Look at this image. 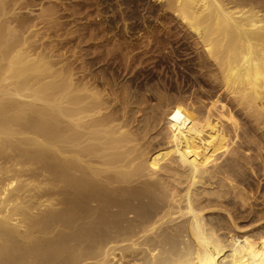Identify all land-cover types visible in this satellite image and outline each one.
<instances>
[{"label":"bare ground","instance_id":"6f19581e","mask_svg":"<svg viewBox=\"0 0 264 264\" xmlns=\"http://www.w3.org/2000/svg\"><path fill=\"white\" fill-rule=\"evenodd\" d=\"M116 1L123 21L140 9ZM27 2L0 0V264H264V0H155L205 80L188 97L163 85L141 120L140 88L79 77L34 31H62L56 6L33 25Z\"/></svg>","mask_w":264,"mask_h":264},{"label":"rangeland","instance_id":"374dc122","mask_svg":"<svg viewBox=\"0 0 264 264\" xmlns=\"http://www.w3.org/2000/svg\"><path fill=\"white\" fill-rule=\"evenodd\" d=\"M26 1H28L27 3L30 4V6H28L29 8L28 7L24 8L26 5L21 6V4H20L17 7L19 8V6H20V8L22 7V9L19 8L20 9L19 10L16 7L17 11H18L17 13H18V15H20L19 16L20 18L22 16V18H24V17H25V19L27 18L26 20L32 19L31 20L32 24L37 21L36 18H37V16L40 15L39 13L41 12L40 11L41 6L47 5L46 7H49L50 4L56 6V7L55 6L54 7L56 8L57 12L58 11L60 12V13L58 12L59 14L57 15V17L60 18V19L58 18L57 22L62 21L61 23H59L62 26L59 24L58 25H59V28L62 31H64L65 33L62 31L58 32L56 34V36H57L56 37L55 32H53L51 30L52 33H54L52 35L51 31L50 32L47 31V30H50L47 28L50 25L48 26L47 24L43 23L45 25L44 26L40 21L37 22L38 24L35 23V25L37 24V28H35V30L34 29H32V30H34L36 32L37 31L40 32L41 35H39V38L40 37L43 38L42 41H40V43L45 42V41L47 42L49 40L47 43L48 44L50 43L49 44L50 46H51V44H53L52 47L55 48L54 49L55 55L57 57H60V60H64L65 61L64 63H66V62L73 63V69L76 70V72H74V73H77L78 70H79V72H81V70H80L81 67L84 68V66L89 65V67H87V69H89V70H87L88 72H86V75L88 73L87 76H89L91 74H95V76H96V74L102 75L101 72L108 70V72L111 74V76L115 75V78H116V80H118V83L120 86H123L125 84H126V86H128L129 84H131V86H133L132 90L136 93L139 91V88H140V90H141L140 93L139 92L137 93V96H139L138 98L140 99V97H141V99L143 100L144 97L142 98V96H145V99L147 98V100L146 101L143 100L144 101V103H143L144 107L142 106L143 109L141 106L138 107L139 110L141 109L140 110L141 112L137 109V114H138L136 117L137 120H138V118L141 120V117L143 116V118H144V116H145L143 114V113H146L144 108H146L145 105L149 104V103H145V102H147L148 100H151L152 102H154V103L151 102V104L157 103L156 101H154L156 98L155 96L158 93L164 92V89L162 88L163 85L165 86V84H167V88H169L168 90L172 91L171 92L172 95L181 96V94H182L183 97H188L191 95V93H193L196 90L195 88H192L193 84H192V82H190V75H191V77L193 76V78L199 79L201 81L205 80L204 78H202V74L200 73L198 66H197L198 62L196 60L195 48L193 47L194 41L192 43V40H193L192 36L190 35V33L182 30L181 26H179L176 22H172L170 24V27L172 29L171 35H173V36H171V35L167 36L161 28V16H160V18H158V16H159L158 13L153 14V11L154 12L156 10L158 11V3H156L155 0H139L140 9L137 10L138 11L137 14L135 16H133L129 13L130 11L128 10L129 12L127 11V13H128V15L126 16L127 18L124 21H123V19L121 20V18H122L121 10H127L126 6L124 7V5L123 6L119 5V3L116 0H86V1L85 0H60V1H58V0H56V1H53V0H34V1L33 0H26ZM30 1H32V2L30 3ZM122 1L123 0H121V2ZM140 1H142V2H140ZM20 2H22V1H20ZM57 2H59V3H57ZM31 5L32 6L34 5V8ZM36 5H38V6H36ZM57 6L59 9L57 8ZM132 6H134V5H132ZM31 7H32L33 11H30ZM123 7H124V9H123ZM149 7H151V8H149ZM27 8L30 10H28ZM68 8L71 10L70 12L68 11ZM74 8H75V10H74ZM87 8H88V10H87ZM76 10H77V12H76ZM71 12H73L74 14ZM31 13H33V14H31ZM78 14H80V15H78ZM86 14H88V15H86ZM73 15H75V17ZM160 15H162V14H160ZM99 19H100V21H99ZM125 24L129 27H127ZM155 26L158 28V30L153 35V42L151 45V46H153L151 51L152 50L153 51L152 52L148 51V53H149L148 54L147 49L144 50V47L146 48V45L144 46V41H145V39H144L145 35L144 34H145V30L148 27H155ZM45 27L47 29H45ZM145 27H147V28H145ZM96 28H98V29L100 28L99 29L100 31L102 29V33H104V32L105 33L104 34L101 33L98 35L97 32H93V30ZM37 29H39V30H37ZM67 30L69 32H67ZM103 30H105V31L103 32ZM161 30H162V33H161ZM46 31L49 33V36H47L48 34ZM72 31H73L74 35L72 34ZM50 33H51V35H50ZM63 33L65 35L68 33L67 38ZM177 33H179V38L176 35ZM59 34L61 35V38L58 39ZM174 35H176V37H174ZM50 36H53V37L49 38ZM70 36H72V37H70ZM93 36L95 38H93ZM37 37L38 36H36V38ZM170 37H172V38H170ZM81 38H82V40H80ZM157 38L159 40H157ZM36 40H38V39H36ZM50 40L52 42H50ZM63 40H64V42H63ZM91 40L93 41V43ZM84 41H86V42H84ZM115 42H117V43H115ZM40 43H39V45H40ZM88 43H90V47L93 46L92 49L90 47L88 48V46H89V45H87ZM162 43L164 45H162ZM115 44H119V45H115ZM141 44H143V45H141ZM142 47H143V49H142ZM79 48H80V50H79ZM86 50H87V53L85 52ZM111 50L114 51L115 54L111 58L106 57V56H108L106 53H108V51H111ZM144 51H146V52L144 53ZM131 52H132V55L130 54ZM88 53H91V55ZM126 54H130L131 56H129V55L126 56ZM167 54H168V56H166ZM76 55H77V57H76ZM132 56H133V59L135 60V62H133L134 60H131V59L128 60V57H132ZM125 57H126V59H125ZM55 60H57V58ZM125 60H127L126 61L127 63L129 62V65L125 62ZM89 61L92 62L91 65H90ZM130 61H132V64ZM125 64H127V65H125ZM90 68H91V71L94 73H92L90 71ZM84 69L86 70V68H84ZM84 69H82V70H84ZM81 73L85 74L84 72H81ZM78 74L79 73H77V75ZM95 76L94 75L92 77L89 76L88 79L91 80V78H95ZM99 76L97 75L96 80L94 79V81L97 82V84H99L100 82L103 83L102 81H100L102 76H100V77ZM94 81L92 83H94ZM159 84H161L160 85L161 90L155 89L153 91L155 93V95L153 94L152 91H151V93L146 94V91L149 92L148 90H150L149 89L150 87L156 88ZM90 85H92V84H90ZM100 87H102V86H100ZM137 87H139V88H137ZM106 89H108V87ZM101 90H103V87ZM145 94L149 95L150 99H148V96H146ZM151 94H153V95H151ZM151 96L155 97V98H151ZM152 99H154V100H152ZM148 102H150V101H148ZM148 112L149 111H147V113ZM147 113H146V115H147ZM160 137H159V139L162 140L163 137H162V139ZM164 141H166V140H164ZM170 146L169 145L165 146V148L166 147L171 148V149L170 148L169 149L172 152H170L171 154H169V155H172L173 158L175 157V159H177V161H180L181 156L179 154H177L178 151L175 149L176 148V147H174L175 145H173V146L170 145ZM261 185H264V181L262 182ZM185 186L187 187V185H185ZM201 187L203 188V185ZM200 188H198V189H200ZM206 188L208 190H210L211 187L208 188V187L204 186L203 191ZM192 189H191V191H192L191 194L197 193V191L201 193V191H202V190L199 191L196 187H194L195 190L197 189L196 191L195 190L193 191ZM260 192H262V189L260 190ZM261 195H262V193L260 194V197L263 196V195L262 196ZM252 201L254 202V200H252ZM263 201H264V199H262V200L260 199L258 202L261 203ZM255 260H257V259L252 260L253 264H254Z\"/></svg>","mask_w":264,"mask_h":264}]
</instances>
